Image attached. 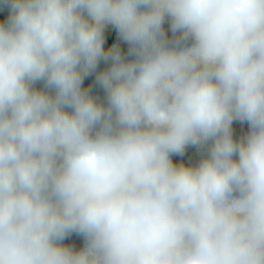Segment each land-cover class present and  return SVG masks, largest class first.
<instances>
[{
	"label": "clouds",
	"instance_id": "obj_1",
	"mask_svg": "<svg viewBox=\"0 0 264 264\" xmlns=\"http://www.w3.org/2000/svg\"><path fill=\"white\" fill-rule=\"evenodd\" d=\"M4 10L0 264H264V0Z\"/></svg>",
	"mask_w": 264,
	"mask_h": 264
},
{
	"label": "trees",
	"instance_id": "obj_2",
	"mask_svg": "<svg viewBox=\"0 0 264 264\" xmlns=\"http://www.w3.org/2000/svg\"><path fill=\"white\" fill-rule=\"evenodd\" d=\"M7 16V10L4 11H0V20L5 19ZM165 28H167V25H165ZM105 36H106V42H105V48H108L109 46H111L113 43H119L122 52H125V50H127L126 45L119 41L115 30L111 28V26H109L108 28H106L105 30ZM106 67V65H103V68ZM39 87V85H38ZM247 131V124H240L239 122H234L233 123V134L234 137H238L240 135H242L243 133H245ZM199 158V154L195 153V148L194 147H188L185 150V153L183 156H173V161L174 162H184V163H196L197 160ZM83 238L76 235V234H72L69 237H66L64 243L69 244L71 246H73L74 248H80L83 246Z\"/></svg>",
	"mask_w": 264,
	"mask_h": 264
}]
</instances>
